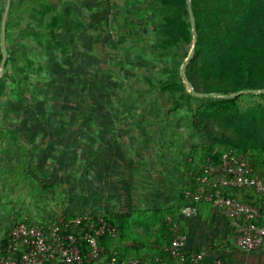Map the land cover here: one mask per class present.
Listing matches in <instances>:
<instances>
[{"label":"rangeland","instance_id":"1","mask_svg":"<svg viewBox=\"0 0 264 264\" xmlns=\"http://www.w3.org/2000/svg\"><path fill=\"white\" fill-rule=\"evenodd\" d=\"M166 1L0 0L1 58L4 13L7 48L0 66V255L5 234L21 220L117 218L176 206L190 181L187 162L202 163L211 148L231 151L223 149L234 142L222 136V115L209 134L193 127L192 109L226 95L192 93L184 75L194 52L191 0H178L187 31L163 19ZM249 4L241 19L229 11L207 18L214 51L199 65L252 87L264 79V28L261 11ZM243 46L252 53L249 73L238 60ZM170 79L176 82L163 86ZM260 91L234 92L245 109L232 122L240 140L263 126L254 154L264 153Z\"/></svg>","mask_w":264,"mask_h":264},{"label":"trees","instance_id":"2","mask_svg":"<svg viewBox=\"0 0 264 264\" xmlns=\"http://www.w3.org/2000/svg\"><path fill=\"white\" fill-rule=\"evenodd\" d=\"M250 2L261 11L263 25L260 27L264 28V0H191L197 39L194 52L185 66L184 75L191 88L197 93L208 94L210 92H215L217 94L226 95L225 97H220L217 100L210 101L198 108L192 109L193 127L200 132L209 134L212 132L213 122H215L216 116L218 114L222 115L225 119L223 123L224 129L228 131L227 135L223 133L222 136L225 140L234 142L228 147H225L226 149L223 148L224 151L231 150L234 158L243 156L249 162H252L255 171L261 173L264 171V153L259 151L254 154L253 150L256 147L255 143L262 137L263 126L258 129L250 130L249 140L244 139L241 141L238 137L236 127L232 122L239 123L243 120V110H245L241 103L243 98L237 95L231 96L230 93L237 92L242 87L253 88L255 91L263 89L264 79L260 80L257 86H240L229 78L215 75L204 69L205 66L200 67L199 65L202 54L214 51V42L207 34L204 26L207 23V18L211 16L220 18L226 11H229V13H234L237 19H241V17L249 11ZM159 11L163 19L173 22L178 29L181 28L187 31L186 23L182 18V4L178 0L164 2ZM251 54L252 53L245 46L238 50V60L246 73L250 71V64L253 59ZM261 55L264 65V50ZM177 68L178 65L173 67V72H175ZM262 74L264 75V72ZM175 82V79H170L164 82L163 86H170ZM246 95H251V93ZM258 96L264 100V92L260 91ZM241 142H246V147L241 146ZM248 148L250 151L246 150ZM222 153L223 152L215 150V148H211L202 163L197 165L195 162H187L190 181L182 191L179 203L176 206L136 211L133 212V215H121L117 218L104 216L108 222L114 225L115 231L113 234L107 232L100 236L99 242L104 247V252L93 263L100 264L115 257L120 264H130V261L133 259H138L140 264H160L157 258L159 256H165V248L171 241L168 217L171 216L173 219L179 220L180 208L184 204L190 203V201L185 198V190L194 188L198 182L197 177L200 175L202 167L207 163L208 159L218 160ZM41 185L47 188L52 185V181H42ZM227 194L246 201H253L254 199V192L249 188H235L230 190ZM203 203L204 202L197 203V208ZM75 217L66 216L63 219L66 220ZM21 221L31 223L30 220ZM180 221L186 229V220L180 219ZM88 222L89 220L85 219L82 224L78 226L70 225L65 229L66 231L76 232L83 254L87 251V244L83 240V231L87 227ZM136 228L141 229V231ZM6 242L7 237L5 234L2 247L5 246Z\"/></svg>","mask_w":264,"mask_h":264},{"label":"built area","instance_id":"3","mask_svg":"<svg viewBox=\"0 0 264 264\" xmlns=\"http://www.w3.org/2000/svg\"><path fill=\"white\" fill-rule=\"evenodd\" d=\"M194 188L185 190L184 204L179 211V220L168 217L171 241L165 248L160 264H202L204 250L186 249L188 235L181 220L197 215V203L204 202L232 220L236 226L235 243L245 252L264 248V171L254 170L252 162L243 156L234 158L231 151L223 152L218 160L208 159L202 167ZM235 188H249L254 192L253 201L241 200L227 193ZM259 199V200H258ZM89 220L83 231L87 251L83 254L76 232L66 231L70 226H78ZM115 227L104 216L95 218L77 216L61 219L55 223L21 221L11 226L2 247L0 264H94L104 252L99 238ZM100 264H120L112 257ZM130 264H140L133 259ZM214 264H227L216 258Z\"/></svg>","mask_w":264,"mask_h":264},{"label":"crops","instance_id":"4","mask_svg":"<svg viewBox=\"0 0 264 264\" xmlns=\"http://www.w3.org/2000/svg\"><path fill=\"white\" fill-rule=\"evenodd\" d=\"M186 249L204 250L202 264H214L221 258L227 264H264V248L245 252L235 243L236 226L207 203L197 208V215L186 220Z\"/></svg>","mask_w":264,"mask_h":264},{"label":"water","instance_id":"5","mask_svg":"<svg viewBox=\"0 0 264 264\" xmlns=\"http://www.w3.org/2000/svg\"><path fill=\"white\" fill-rule=\"evenodd\" d=\"M9 0H7L8 2ZM187 8H188V12H189V17H190V22H191V28H192V34H193V48L195 47V44H196V39H197V32H196V26H195V19H194V16H193V12H192V8H191V3L188 2L187 4ZM5 14L3 15L2 17V20H1V48H2V58H1V62H0V66H3L4 63H5V60H6V57H7V48H6V45H5ZM192 52L190 53V56H192ZM253 92V90H249V89H246L244 90L245 93H248V92ZM262 92H264V88L261 89ZM192 93L195 94V95H200V93H197L195 90L192 89ZM237 95V93H233L231 94V96H235Z\"/></svg>","mask_w":264,"mask_h":264}]
</instances>
